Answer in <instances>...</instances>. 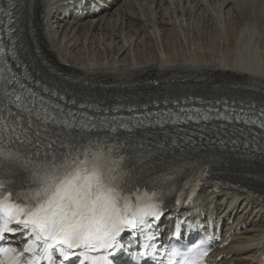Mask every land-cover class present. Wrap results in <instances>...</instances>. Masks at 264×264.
Listing matches in <instances>:
<instances>
[{"label":"bare ground","instance_id":"obj_1","mask_svg":"<svg viewBox=\"0 0 264 264\" xmlns=\"http://www.w3.org/2000/svg\"><path fill=\"white\" fill-rule=\"evenodd\" d=\"M15 2L18 54L57 96L95 100L100 106L155 102L169 107L192 99L204 106L225 101L247 110L264 108V0ZM60 10L68 11L71 20L56 19ZM83 11L87 16H74ZM98 31L105 32L103 39L96 38ZM87 53L91 56L82 60ZM188 152L210 155L216 171L248 191L199 193L218 197L208 205L217 213L227 203L220 216H234V228L241 230L220 250L218 264H258L264 252V151L197 138L158 158L150 166L153 176L178 170ZM219 197L224 199L218 202ZM204 207L199 214L210 209ZM177 221L171 215L168 222Z\"/></svg>","mask_w":264,"mask_h":264},{"label":"snow or ice","instance_id":"obj_2","mask_svg":"<svg viewBox=\"0 0 264 264\" xmlns=\"http://www.w3.org/2000/svg\"><path fill=\"white\" fill-rule=\"evenodd\" d=\"M9 7H15L11 0ZM5 70L0 68V244L17 236L22 243L0 246V264H70L73 258L77 264H113L124 233H142L163 215L158 193L128 179L130 154L119 129L130 133L132 126L121 121L113 127L107 118V129L81 122ZM41 92L57 96L47 86ZM259 127L264 129V119ZM205 256L201 246L184 253L172 245L158 264H203Z\"/></svg>","mask_w":264,"mask_h":264},{"label":"rangeland","instance_id":"obj_3","mask_svg":"<svg viewBox=\"0 0 264 264\" xmlns=\"http://www.w3.org/2000/svg\"><path fill=\"white\" fill-rule=\"evenodd\" d=\"M109 17H110V16H109ZM105 18H108V15H106ZM145 19H146V18H145ZM54 21H56V20H54ZM85 21H87V20H83L81 23H84ZM135 25L138 27V26H139V22L135 23ZM201 25H202V24H201ZM115 32H116V33L118 32L117 28L115 29ZM104 33H105V32H103V31H102V32H99V31L96 32V36H97L96 38H98V37L100 36V38L103 39V37H104ZM61 34H62V33H61ZM89 35H90V33L88 34V36H89ZM107 38H108V35L106 36V39H107ZM88 41H89V40H88ZM197 43L200 44V46H202V47L204 46V44H203L201 41H200V42H197ZM202 44H203V45H202ZM205 45H206V44H205ZM86 49H87V48H86ZM89 56H91V54H90V53H87V55H86V56H83L81 59L86 61V60H88V57H89ZM207 93H212V92H211L210 90H207Z\"/></svg>","mask_w":264,"mask_h":264}]
</instances>
